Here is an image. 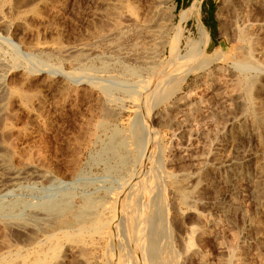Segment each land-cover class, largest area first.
<instances>
[{
	"label": "rangeland",
	"instance_id": "1",
	"mask_svg": "<svg viewBox=\"0 0 264 264\" xmlns=\"http://www.w3.org/2000/svg\"><path fill=\"white\" fill-rule=\"evenodd\" d=\"M36 1L6 0L4 3L0 2V74L10 73L8 77L14 78L20 86L23 84V75H26L29 78L28 88L24 87V89L30 93H42L44 97L43 104L39 106V112L42 114L40 118L22 114L20 125H26L32 130L30 137L18 141V148L21 146L20 151H32L34 160L38 155L44 156L47 159L46 162L49 163V169H54L49 171L56 174V165L66 152V137L70 129L74 127L73 124L79 121L78 119L81 120L87 111L83 107L84 109H80L74 115L68 111L71 110L70 108L66 110L60 105L59 95L61 89L66 86V81L73 82L75 79L81 89H85L91 83H98L101 86L97 88L104 96L103 102H106V107L117 114L118 118L114 123H120L121 119L128 122L135 115V107L128 100L129 96L134 93L133 91L138 90L134 81L137 80V85H140L143 79L144 81L148 79L155 67L170 62L169 42L174 36L182 55L186 54L189 44L200 45V50H208L210 55L216 52L220 55V59L216 61L211 56L210 68H208L212 73L209 75L213 78L212 83L209 86L205 83L209 71L204 73L200 68L195 70L182 83L177 94L169 100L170 102L160 104L156 108L155 117H152L156 125L154 128L158 132L159 145L166 154V169L168 167L167 170L172 173L185 171L190 176H194L191 177V184L198 198L194 209L186 208L185 205L180 209V204L172 206L171 225L174 227V240L178 252L181 256L183 255V264H225L228 257L224 253V248L229 246H233L235 251L232 264H264V73L255 75L256 80L253 85L250 84L252 86H249L247 93L250 97L246 96L245 91L240 92L244 102L250 99L251 103H254L251 105L257 115L255 122L257 132L254 131L251 121H235L236 123L233 121V113L239 112V107L231 98L239 90L235 88L238 81L232 61L233 58H241L245 52L239 50V42L234 34L232 26L234 19L232 11L234 10L231 9L232 6L230 8V5H227L230 0H173L168 7L163 8L160 21L152 23L154 27L151 31L150 26L145 28L142 22H138V25L131 23L128 16L135 11V8L130 9L128 4L121 5L120 0H44L45 6L37 7L38 10L35 13L33 9L36 7ZM177 4H180L179 8ZM210 4L214 5L216 20L213 35L204 22V19L208 17L207 9ZM245 7L247 8L244 9L245 14L249 15V25L251 24L249 26L247 22V29L251 30L250 33L253 31L254 49L258 48L255 52V59L264 67V8L255 5ZM21 11L22 13H35L28 30L20 24L17 18L16 12L21 13ZM119 22L123 28L122 33H118L117 30ZM152 24L150 23L151 26ZM24 59H27L28 65ZM196 63L198 62L195 59L191 62L192 66ZM25 69L29 70L25 71ZM22 71H24L23 74ZM30 71H33V74ZM49 81L51 85H48ZM104 87L110 90V97H106ZM218 87H221L224 93L220 94ZM191 103H196L200 109L198 111L189 110V107H185ZM98 113L94 114L95 120L102 118V113ZM172 113H175L174 115L179 119L186 118L185 113L189 114L188 121L192 122V129L196 128L194 132L197 130L202 133V135L198 134L193 137V145L189 146L188 151L181 150L182 147L187 146L186 139L180 132L181 129H177L178 127L172 129L164 125L161 119L166 114L173 115ZM5 138L6 136L0 133V142ZM31 141L34 147L29 143ZM24 143L26 145L29 143L30 147L28 145L26 147ZM25 148H28L27 151ZM169 148L170 150H167ZM38 149H41L42 154ZM20 151L17 153L23 158L20 159L22 156L18 154L8 156L6 160L9 164L8 166L6 164L8 170L0 172V181L3 185V194L0 191V197L2 196L3 199H0L4 204L21 201L20 205L23 207L40 202L43 197L47 198L54 192L66 191V188L71 186L66 184V179L60 174H58V179L53 181H42L32 174L7 182L10 170L29 171L25 167V160L23 161L27 157L24 154L28 152ZM195 154L199 158L195 159ZM232 156L240 160V166L233 171L223 169L219 171L214 168V163ZM88 157L87 154L85 160ZM101 171L95 167L90 169L89 173H91L87 172L89 181L94 182L95 178L101 175ZM229 173H234L238 177L240 193L237 197V206L231 205L227 215H223L219 212L216 201L230 188ZM224 179H227V182ZM194 182L197 183L196 187H194ZM83 185L79 184L81 187ZM89 186L92 184L84 187L89 188ZM24 201L25 204H23ZM198 211L204 216L203 220L198 219ZM214 218L217 223L212 222ZM196 225L199 226L198 232L190 236L192 246H189L190 244L186 242L190 235L189 231ZM188 247L192 248L188 251ZM22 252L25 253L26 249ZM75 254L71 249H62L54 258V264H88L86 260L89 259L83 260ZM89 261V264H97L92 259Z\"/></svg>",
	"mask_w": 264,
	"mask_h": 264
},
{
	"label": "bare ground",
	"instance_id": "2",
	"mask_svg": "<svg viewBox=\"0 0 264 264\" xmlns=\"http://www.w3.org/2000/svg\"><path fill=\"white\" fill-rule=\"evenodd\" d=\"M4 1L6 0H0L1 3H4ZM172 1L120 0V4H128L130 9L132 7L135 8V11L128 16L131 23L142 22L145 28L150 26L151 31L154 27L152 23L160 21V14L163 13V8L168 7ZM35 4L36 7H34L33 12L37 13L39 7L45 6V1L37 0ZM227 5H230V8L232 6L231 9L234 10L232 11L234 12L232 26L235 31V37L239 42V50H244L245 52L241 58H233L232 61L234 72L237 76L236 80L238 81L235 84V88L239 90L237 92L234 91L235 93L231 98L239 107V112L233 113V121H251L254 131H257L258 129L255 126L257 115L251 105L254 103H251L250 99H248V102H244L240 92L245 91L246 96L250 97L247 95L250 89L249 86L253 85L256 80L254 77L257 73H264V67L255 59V52L258 48L254 49L253 31L250 33L251 30L247 29L250 19L249 15L245 14L244 9L248 5L264 8V0H230ZM22 12H16L17 18L20 24L28 30L35 13ZM113 13L115 14V12ZM230 20L232 21V18ZM118 28L116 27L115 29L118 30V33H122L123 28L120 26V22ZM230 28L232 29V27ZM119 37L121 36L119 35ZM169 43L170 62L155 67L148 79L145 81L143 79L140 85H137V80L134 81L136 86H138V90H134V93L130 96L127 94L129 96L128 100L135 107V115L128 122L121 119L120 123H114L117 121V114L114 111H110L109 107H106V102H103L104 96L100 92L101 90L97 88L101 86L98 83H91L85 89H81L75 79L73 82L66 81V86L60 91V105L66 110L70 108L71 110L68 111L74 115L80 109H84L83 107L87 111L81 120L78 119L79 121L73 124L74 127L70 129L71 131L66 137V152L58 165H56V174L54 172L52 174L49 171L54 169H49V163L46 162L47 159L44 156L35 152L38 156L34 160L32 159V151H27L28 148H25L28 154H24L27 157L23 161L25 160V167L30 172L12 169L8 172V180L6 181L12 182L32 174L42 181H53L58 179V174H60L62 178L66 179V184L71 186L66 188V191L54 192L47 198L43 197L40 202L23 207L20 205L21 201L4 204L0 199V264H54V258L62 249H71L81 259H92L97 264H102V262L104 264H183V255L181 256L178 252L174 240L171 209L172 206L178 204L181 206L180 209L183 205L189 209L196 208L195 206L198 202L197 193L193 191L191 184V177L194 176H190L185 171V173H172L167 170L168 167L166 169V154L159 145L158 132L154 128L156 125L153 123L152 117H155L156 108L160 104L169 101L177 94L180 86L186 81L190 73L199 68L206 73L205 71H209L208 68H210L211 56L216 60L220 59V55L216 52L210 55L208 50H200V45L198 44L196 46L189 44L186 54L182 55L177 47L175 36ZM194 59L199 64L196 63L192 66L191 62ZM26 64L28 65L27 62ZM12 65L11 67H13ZM16 66H18L17 62ZM30 72L33 74V71ZM30 72L28 73L30 74ZM210 72L211 70L207 73L205 80L208 86L213 81V78L209 77L212 74ZM254 72L256 73L252 74ZM23 73L24 71H22ZM8 75L0 74V133L2 136H6L4 141L0 142L1 173L8 170L7 157L10 155L15 156L19 153L21 146L18 148V141L30 137L32 129L29 128V130L26 125H20L22 114L40 118L42 114L39 112V106L44 101L42 93L26 91L28 88L27 80L29 79L26 75L22 77L23 84L21 86L19 85L20 83L17 84L16 80L8 77ZM257 78L259 79L258 76ZM78 79L80 80L81 78ZM251 83L252 85H250ZM48 85H51V82ZM24 87L27 88L24 89ZM218 89L220 94L224 93L221 87H218ZM104 90L106 97H110V90L107 87H104ZM198 103L200 104L199 101ZM185 107H189V110L198 111L200 109V106L196 103L187 104ZM177 109L180 110V108ZM122 110L124 111V109ZM95 112L102 113V118L95 120ZM174 114H166L161 119L164 125L172 129L175 127L181 129L180 132L184 135L187 143V146L182 147L181 150L188 151L189 146L193 145V137L198 134L202 135V133L197 130L194 132L196 128L192 129V122L188 121L190 118V116L188 117L189 114L186 115L187 113H185L186 118L183 119L177 118ZM27 124L29 125V123ZM29 143L32 144V141ZM28 147L30 146L28 145ZM38 150L36 151L38 152ZM40 150L39 152L41 153ZM167 150H170V148ZM87 154L89 157L85 160ZM18 156L22 155L18 154ZM194 158L197 159L199 156L195 154ZM238 159L235 156L223 158L214 163V168L219 171L223 169L231 172L237 166H240V160ZM94 167L102 171L101 175L97 179L95 178L94 182H91L87 172L90 174V169L92 170ZM226 176L228 175L226 174ZM225 181L227 182V179ZM80 183L84 185L81 187L79 186ZM228 183L230 185L229 190L216 201L218 202V210L223 215H227L231 205L238 203L237 197L240 193L238 177L234 173H229ZM87 184H92V186H89V188L84 187ZM196 184H194V187H196ZM2 187V181H0V191L3 194ZM0 198L3 199L2 196ZM23 204H25V201ZM197 213L198 219L203 220L204 216L201 213L199 214V211ZM212 222L217 223V220L214 218ZM197 225L190 228V235L186 241L190 244L189 246H192V238L190 236L198 232L199 226L197 227ZM191 248L188 247L187 250L189 251ZM23 249H26L25 253L22 252ZM224 249V253L228 257L225 264L234 263L235 251L233 246L225 247ZM89 260H86L88 264Z\"/></svg>",
	"mask_w": 264,
	"mask_h": 264
},
{
	"label": "trees",
	"instance_id": "3",
	"mask_svg": "<svg viewBox=\"0 0 264 264\" xmlns=\"http://www.w3.org/2000/svg\"><path fill=\"white\" fill-rule=\"evenodd\" d=\"M178 1V0H177ZM189 1V0H187ZM180 4H177V8H179ZM208 17L204 19L205 25L210 29L212 35L214 34V30L216 29V20L214 16V5L210 4L208 7Z\"/></svg>",
	"mask_w": 264,
	"mask_h": 264
},
{
	"label": "crops",
	"instance_id": "4",
	"mask_svg": "<svg viewBox=\"0 0 264 264\" xmlns=\"http://www.w3.org/2000/svg\"><path fill=\"white\" fill-rule=\"evenodd\" d=\"M184 1H185V0H184ZM184 1H183V2H184ZM183 2H182V4H183Z\"/></svg>",
	"mask_w": 264,
	"mask_h": 264
}]
</instances>
